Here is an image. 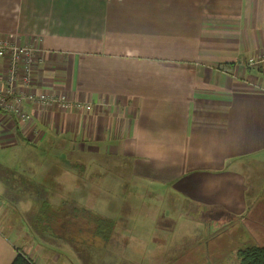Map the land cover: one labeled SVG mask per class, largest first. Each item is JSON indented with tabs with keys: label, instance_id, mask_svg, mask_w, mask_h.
Wrapping results in <instances>:
<instances>
[{
	"label": "crops",
	"instance_id": "0c3cea01",
	"mask_svg": "<svg viewBox=\"0 0 264 264\" xmlns=\"http://www.w3.org/2000/svg\"><path fill=\"white\" fill-rule=\"evenodd\" d=\"M9 36L37 45L30 90L64 94L93 109L28 102L26 122L2 109V147L66 138L73 143L67 154L111 163L92 166L82 159L91 172L75 187L84 188V196L89 184L108 187L107 171L119 180L126 164L131 177L169 187L188 210L206 209V225L216 234L253 221V235L264 237V198L251 197L242 170L254 173L255 158L264 153V67L246 64L264 52V0H0V37ZM5 67L0 59V83ZM38 166L43 175L47 167ZM58 168L53 185L71 192L73 185L60 178L66 169ZM61 195L54 206L70 204ZM69 219L55 218L51 228L67 243L78 232ZM24 220L19 234L0 227V264H12L18 247L35 264L69 258L26 241Z\"/></svg>",
	"mask_w": 264,
	"mask_h": 264
},
{
	"label": "rangeland",
	"instance_id": "374dc122",
	"mask_svg": "<svg viewBox=\"0 0 264 264\" xmlns=\"http://www.w3.org/2000/svg\"><path fill=\"white\" fill-rule=\"evenodd\" d=\"M27 145L25 149L20 146L2 147L0 144V227L10 236L13 231L19 234V230L23 229L21 218H24L28 229L26 241L35 242L38 249L44 246L61 255H69L67 259L61 258L59 264H239V250L245 247L244 242L248 246H264V237H255L250 229L257 223H237L227 232L216 234V230L206 225L210 214L206 209L200 213L191 207L188 210L185 200L170 192L169 187L131 177L123 168L126 164L121 166L122 173L118 170L119 180L114 181L117 174L107 171L103 177L108 181V187L89 184L86 188L88 193L84 196L85 189L75 186L76 181L84 182L85 177L79 176L78 167L71 165L70 160L77 163L84 159L92 166L107 168L111 167L110 162L99 155L83 156L75 151L67 154L65 151L70 148L62 152L55 148V152L50 150L42 158L40 148L37 152L30 151L33 144L27 142ZM47 157V161H60V171L66 169L60 178L73 185L71 192V187L60 191L58 186H43L39 182L41 174L35 168ZM255 159L260 165L254 173L249 167H242V170L250 178L251 197L260 194L264 198V180L259 181L264 177V153ZM88 169L83 170L85 176L90 175ZM29 185L31 188H26ZM57 193L56 198L52 197ZM61 194L66 195L71 203L76 200L81 204L86 202L81 207H91L96 213L101 211L115 219L117 237L109 242L99 238L91 241L86 234H78L77 238L67 243L66 239L57 237L51 227L37 229L38 225L42 228L49 222L46 217L41 220L36 218L40 206L41 211L48 212L43 209L44 202L58 203L64 197ZM5 205H10L12 209ZM41 211L38 215L44 217ZM12 239L24 242L16 236Z\"/></svg>",
	"mask_w": 264,
	"mask_h": 264
},
{
	"label": "built area",
	"instance_id": "2783aa9c",
	"mask_svg": "<svg viewBox=\"0 0 264 264\" xmlns=\"http://www.w3.org/2000/svg\"><path fill=\"white\" fill-rule=\"evenodd\" d=\"M35 41L21 42L18 38L0 37V59L6 60L4 80L0 83V110H13L22 122L29 120L24 109L26 103L36 106L59 105L62 109L92 111L93 105L82 100H70L66 95H56L30 90L35 62L37 60ZM247 65H263L264 52L250 56Z\"/></svg>",
	"mask_w": 264,
	"mask_h": 264
},
{
	"label": "trees",
	"instance_id": "16d2710c",
	"mask_svg": "<svg viewBox=\"0 0 264 264\" xmlns=\"http://www.w3.org/2000/svg\"><path fill=\"white\" fill-rule=\"evenodd\" d=\"M21 137V136H20ZM22 140H25V137H21ZM29 143V142H28ZM71 147L73 143L70 142V140L63 138L58 143L55 141L49 142L47 144H43L41 147L33 144V147H31V150H37V148H40L41 151L45 153V156L50 152H55L56 150H59V152L65 151L66 146ZM57 148L56 150H54ZM66 152V151H65ZM48 157L44 160L45 167H47V170L44 171V174L41 175L42 179L41 181L44 183V185H50L54 183V168H56L59 164H57L54 160L47 161ZM72 163L71 165L78 167L79 170V176L84 177L85 174L83 173L85 164L84 162H77L73 159L70 160ZM49 172V173H48ZM44 210L41 211L42 206H40L36 218L38 216V213L41 211V213L44 214V217L40 216L38 217V220H41L43 218H47L49 222H47V226H44L40 228L41 226L38 225L37 229L44 230L45 228H49L53 226V219L55 218H62V216L67 217L69 216V220H75L76 228H78V232L76 235V238L78 237V234L87 235L89 240L94 241L96 239H103L105 242H109L111 239L116 237V227L117 222L106 216L94 213L87 209L86 207L79 206V203H71L66 204L62 207H55L51 204L49 200L44 202L43 206ZM242 220V218H241ZM86 222L90 229L88 228V231L84 229V227L80 224L81 222ZM240 256V262L239 264H264V246L254 245V246H248L246 248H243L239 252ZM12 264H35L34 260L23 250L22 247H18L17 249V256L14 259Z\"/></svg>",
	"mask_w": 264,
	"mask_h": 264
}]
</instances>
